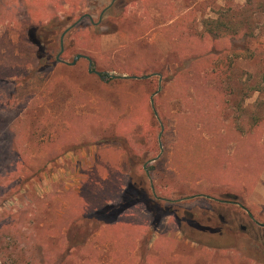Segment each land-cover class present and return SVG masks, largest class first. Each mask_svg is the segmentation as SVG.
<instances>
[{
  "label": "rangeland",
  "instance_id": "obj_1",
  "mask_svg": "<svg viewBox=\"0 0 264 264\" xmlns=\"http://www.w3.org/2000/svg\"><path fill=\"white\" fill-rule=\"evenodd\" d=\"M112 1L0 0V264H264V0H182L199 13L181 15L119 0L92 23ZM81 16L61 58L94 55L104 77L57 61L59 43L43 64L22 42ZM132 177L160 219L135 203L69 251L71 224ZM219 213L228 226L203 219Z\"/></svg>",
  "mask_w": 264,
  "mask_h": 264
},
{
  "label": "trees",
  "instance_id": "obj_2",
  "mask_svg": "<svg viewBox=\"0 0 264 264\" xmlns=\"http://www.w3.org/2000/svg\"><path fill=\"white\" fill-rule=\"evenodd\" d=\"M68 20L69 17H55L48 23L42 22L30 26L28 28L26 37L24 35V39L22 40L23 44L26 42L28 45H33L36 47V51L32 50V55L36 56L38 61H42L43 64H45L46 62L43 61L45 60L44 58L49 57V54L45 56V49H48L49 52L51 49L56 47L58 44L57 40L61 38L63 33L61 31V27L65 25ZM39 32L42 34V36H39ZM47 64H49L48 60ZM129 155L131 160L136 158L133 156V153L131 154V152H129ZM137 188L138 183L134 177H132L130 185L124 192V196L122 197V200L119 204L109 205L101 210H98L90 219L80 217L75 222H73L69 227L67 235L69 244L68 250L70 251L71 247L76 244L84 243L91 232L99 228L104 223L112 222L123 210L127 209L131 205H134L135 203L143 202L156 214L158 213L156 217V221H158L161 217L159 212L162 211L163 205L160 203V201L153 199V197L148 193H139ZM134 195H140V197L138 196L139 198H135ZM112 214H115L116 216L113 217Z\"/></svg>",
  "mask_w": 264,
  "mask_h": 264
},
{
  "label": "crops",
  "instance_id": "obj_3",
  "mask_svg": "<svg viewBox=\"0 0 264 264\" xmlns=\"http://www.w3.org/2000/svg\"><path fill=\"white\" fill-rule=\"evenodd\" d=\"M77 1V0H76ZM139 1H141L143 4L142 5H144L145 7H147L148 5H150V3L151 4H156V6H158V4L160 5H162V11L160 10V13L162 14V13H165L166 11H168L169 13H170V15L171 14H174V15H181V14H183V13H188V12H190V11H195V12H197V13H199V10H197V9H195L196 8V4H198L197 2H192V6H190L186 11H183V9L181 8V6H180V2L182 1V0H137L136 2L134 1V3H136L137 4V2H139ZM184 1V0H183ZM198 1V0H197ZM68 2V1H67ZM67 2H65L64 3V7H66V8H68L69 9V4L67 3ZM72 2H75V1H72ZM78 4V3H77ZM133 4V3H132ZM52 5H53V3H52ZM79 5H82V3L81 4H79ZM70 7H72V5L70 6ZM181 17V16H180ZM179 17V18H180ZM178 17H176V19H174V21L173 20H171L172 22H176L178 19H179ZM127 19V18H126ZM47 21H49V20H46V21H44L45 23L47 22ZM43 21H40V22H38V23H42ZM123 22H125V19L122 21V23ZM99 23V22H98ZM136 26V25H135ZM128 30H131V33H132V31H135L136 30V27H134V30H132V25L130 24L128 27ZM134 36H135V32H134V34H133ZM127 41L125 40V35L124 34H121V33H119L118 34V42L117 43H114V45H117V46H122V45H124L125 43H126ZM89 56V55H88ZM90 58L91 57H95L94 55H90L89 56ZM118 57H132V48H130V50H129V52L125 55H122V53L120 54V55H118ZM75 59V58H74ZM92 59V58H91ZM57 61H59L58 59H56ZM88 61H89V66H90V68H89V71L90 72H95L97 75H102V71H99V70H96V69H92L91 68V65L93 64V60L90 62V60L88 59ZM61 62H64V63H68L69 64V67L70 68H72V67H74L75 65L77 66V64L79 63L78 62V60L76 61V63H72V62H66L64 59H62V61ZM75 66V67H76ZM139 76H143V77H147L146 75H144V74H138L137 73V75H135L134 76V78H138ZM102 77H104L103 75H102ZM112 77H114V78H116V77H119L118 75H112ZM121 77H131L132 78V73L130 74H125V75H122ZM153 98H152V96H151V103L153 104ZM258 120H257V123H256V125H259L260 124V122L261 121H264V115H261V116H259V114H258ZM120 120H123V119H120ZM224 122H227L226 120H224ZM259 130L260 129H258L257 130V132H259ZM263 131L264 130H262L261 129V133H263ZM262 180H264V177L262 178ZM262 185H264V183L262 184ZM227 197H231L232 198V195L231 194H229L228 193V195H227ZM190 198H193V197H190ZM187 198H185V197H182V198H171V199H168V201L169 202H174V201H177V202H179V201H185ZM189 200H193V199H189ZM225 264H227V262L225 263ZM229 264V263H228ZM232 264V263H231Z\"/></svg>",
  "mask_w": 264,
  "mask_h": 264
},
{
  "label": "flooded vegetation",
  "instance_id": "obj_4",
  "mask_svg": "<svg viewBox=\"0 0 264 264\" xmlns=\"http://www.w3.org/2000/svg\"><path fill=\"white\" fill-rule=\"evenodd\" d=\"M118 1H119V0H113L111 4H109L107 7L104 8V10H103L102 13H101V16L99 17V20H98L99 23L102 21L103 15H104L106 12H108V11H109V10L115 5V3H117ZM84 16H86V15H84ZM84 16H81V18H80L79 20L75 21L73 24H71L70 26H68L67 28H65V29L63 30V33H62V35H61V38H59V39L57 40V42L59 43V48H60V49H59V53L57 54V57H58V55L60 54V58H61L65 51L71 50V49L73 48V45H74V43H75V40L72 39V38H69L68 35L72 32V30H73L74 28L81 26L80 24H81L82 20L85 18ZM87 17H89V19L91 20L92 23H95V24L98 23V22H95V21H94V18H93L90 14H87ZM69 19H70V18H69ZM67 29H68V31L65 33V31H66ZM62 50H63V51H62ZM45 51H46V55H45V56H47V55L49 54V57H51L50 52H48V49H45ZM78 54L86 55V54H84V53L79 52V53H77V54L75 55V57H76ZM86 56H88V55H86ZM88 57H89V56H88ZM81 58H85V57L82 56ZM57 59H58V58H57ZM61 60H62V58H61ZM59 61H60V60H59ZM91 66H92V65H91ZM103 76H104V75H103ZM227 200H228V199H226V201H227ZM169 212H174V209H173V208H170V209H169ZM201 212H202L203 215L207 213V211H205V210H202ZM184 213L189 215V217H190L189 219L191 220V221H190L191 223L194 224L195 221H198V220H197L196 213L194 212V210H192V209H188V208H185V209H184ZM195 216H196V217H195ZM198 218H199V217H198ZM203 219H205L207 222H210V223L220 222V223H221L222 225H224V226H228V224L231 222V220L226 219L225 216H224L222 213H219V220H217L216 217L214 218L213 216H210V215H209V216L207 215V216L203 217ZM229 221H230V222H229ZM218 231H220V232H219L220 235H223V233H224V229H223L222 227H220V228L218 229ZM218 231H217V230H214V233H216V232H218Z\"/></svg>",
  "mask_w": 264,
  "mask_h": 264
},
{
  "label": "water",
  "instance_id": "obj_5",
  "mask_svg": "<svg viewBox=\"0 0 264 264\" xmlns=\"http://www.w3.org/2000/svg\"><path fill=\"white\" fill-rule=\"evenodd\" d=\"M67 31H68V29L65 31V33H66ZM62 51H63V50H62ZM82 56H84L85 58L89 59L90 62L92 61L90 57H88V56H86V55L78 54V55L75 57V59L73 60L72 63H73V64L76 63V61H77L79 58H81ZM57 58H58V60L62 61L61 58H60V54L58 55Z\"/></svg>",
  "mask_w": 264,
  "mask_h": 264
}]
</instances>
